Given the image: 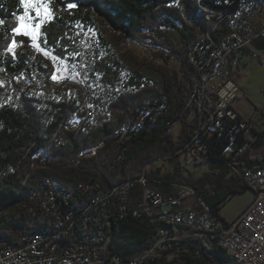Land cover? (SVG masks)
Masks as SVG:
<instances>
[{"label": "trees", "instance_id": "obj_1", "mask_svg": "<svg viewBox=\"0 0 264 264\" xmlns=\"http://www.w3.org/2000/svg\"><path fill=\"white\" fill-rule=\"evenodd\" d=\"M69 2L52 0L55 19L47 26V50L64 55L68 46L70 51H77L81 30L94 28L98 32L96 75L100 73V78L110 83L124 81L127 89L94 122L74 132L66 131L65 126L85 116L81 89L55 85L50 78L52 63L30 47L26 36L15 35L18 43L23 41L15 49V58L5 52L24 7L20 0H0V69L7 77L6 84H0V207L9 209L8 219H0L3 229L16 234L18 228L46 225V218L35 205L50 183L70 190V203L76 207L87 202L89 186H115L138 180L144 173L148 185L163 195L176 194L181 185L193 188L224 220L222 210L227 202L249 190L246 171L263 167L264 158L246 163L226 157L230 139L216 134L209 143L208 156L197 162L199 167L208 165V172L197 177L188 173L183 162L198 127L196 91L202 81L201 70L190 53L197 45L212 53L229 31L226 21L217 27V20L205 24L212 30V43L198 37L188 25V20L198 16L201 0H78L76 7L68 8ZM204 2L219 14H234L242 4V0ZM166 29L180 33L182 47L173 42ZM132 43L151 52L154 76L135 71L126 80L121 77L114 55L132 57L129 50L120 53ZM195 54L199 58L200 52ZM171 61L178 63L177 72L171 70ZM193 116L196 124L190 122ZM177 124L181 131L176 140L172 131ZM256 134L259 140L255 145L260 146L264 134ZM93 149H98L97 154L86 156ZM40 152L47 156V166L52 169L32 172L33 156ZM157 161L169 162L173 170L162 174L155 168ZM23 177H27L26 185ZM114 228L111 247L128 257L145 252L158 233L154 226L132 217L116 218ZM189 241L177 244L190 248L203 244L200 237Z\"/></svg>", "mask_w": 264, "mask_h": 264}, {"label": "built area", "instance_id": "obj_2", "mask_svg": "<svg viewBox=\"0 0 264 264\" xmlns=\"http://www.w3.org/2000/svg\"><path fill=\"white\" fill-rule=\"evenodd\" d=\"M226 21L228 33L215 44L212 53L194 46L191 59L201 70L197 89V131L187 145L183 166L197 165L209 154V143L216 134L227 135L230 148L226 157L239 159L250 148L247 134L250 121L233 106L241 95L235 76L228 73L237 56L250 52L264 65V0H242L234 14L210 8L204 0L196 19L202 35L214 42L205 24ZM215 29V28H214ZM98 32L83 28L78 47V85L53 80L58 86L79 87L85 100V116L64 129L74 132L108 109L127 89L124 81L106 82L96 75ZM60 49V46L57 47ZM199 51V58L195 52ZM236 59V60H235ZM58 76L61 78L62 73ZM78 89V88H77ZM98 149L86 156L93 157ZM52 169L37 166V170ZM245 182L252 193L248 207L233 221L215 215L197 192L177 186L173 195H163L148 185L145 173L138 180L115 186L95 184L87 188L88 200L74 207L72 192L54 182L41 191L35 207L47 218V236L27 234L23 243H8L0 238V264H264V166L251 167ZM27 177H23V183ZM33 209V208H32ZM135 218L154 226L157 237L142 254L128 257L112 249L116 218ZM17 233L20 230H14ZM193 237L203 239L197 248L178 245Z\"/></svg>", "mask_w": 264, "mask_h": 264}, {"label": "rangeland", "instance_id": "obj_3", "mask_svg": "<svg viewBox=\"0 0 264 264\" xmlns=\"http://www.w3.org/2000/svg\"><path fill=\"white\" fill-rule=\"evenodd\" d=\"M52 3V0H51ZM24 7V6H23ZM52 7V4H51ZM25 12V9L23 11V14ZM22 14V15H23ZM34 15V13H33ZM196 18H191L188 20V25L194 30V32L198 35H202L203 28L201 25L197 24L194 20ZM19 24V19H17ZM81 29L83 28L80 26ZM165 32L168 34V36L173 40L174 43H176L178 46H183V40L180 35V33L173 29H166ZM79 47V43H78ZM127 50L130 51L132 54V57L130 58H122L119 57L120 54L114 55V59L116 62H118V68H121L122 70V76L124 80L128 79L131 72L139 71L143 74H150L151 76H154V71L151 69V61H152V55L151 52L148 51L146 48H143L135 43H132L127 48H122L120 51L121 54L125 53ZM157 51V49H155ZM49 52V56L43 57L46 59V61H49L52 63L54 67V71L56 70V65L60 62L57 60H53V55H59L63 57V60L65 62L64 67H66V71H60L62 73V77L59 80H65V81H71L74 84L78 85L79 83V75H78V50L77 51H70L69 47L66 46V53L61 54L58 51L54 49L47 50ZM244 55H250V52H244ZM238 61L241 63L243 62L244 58L242 55H239ZM119 60V61H118ZM245 61V60H244ZM238 62V67L240 66V63ZM247 64L246 69L240 74L243 78L241 84V88L243 89V94L241 91V94L239 99L242 100L241 105L234 104L233 106L236 107L239 113L243 117H245L247 120L250 121V130L247 134L248 140L250 142V148L246 152L245 156L241 160L246 163H250L252 160L257 159H263L264 158V143H262L260 146H256L255 144L259 140V136L256 133L264 134V65L260 62V60L256 56H252L251 58L246 61ZM160 64V62H159ZM243 64V63H242ZM171 70L178 71L179 65L175 61H171L169 64ZM43 68L48 69V64L43 63ZM236 68V71L238 69ZM232 68H229L231 70ZM233 71H228L230 75H232ZM59 73V72H58ZM98 77H101V74L98 73ZM236 78V76H235ZM237 80V79H236ZM0 83L1 85H5L7 82V77L5 74L0 70ZM238 82V80H237ZM239 84V83H238ZM79 89V87H76ZM196 117L193 116L190 119V122L192 124H196ZM199 122V118H197V123ZM181 131V125L177 124L172 134L175 136V139H178V135ZM37 158V159H36ZM37 166H45L47 167V156H45L42 152H40L39 155L33 156V166H32V172H38L33 171L34 167ZM155 168L161 169L162 174H168L173 170L172 164H170L167 161H157L155 163ZM184 168L188 171V173L193 174L195 176H201L204 173L208 172L210 170L209 166H198V165H190V166H184ZM45 170V169H44ZM252 200V193L251 191H247L245 193H240L235 195L231 200L227 202V204L224 206L222 210V216L226 221H233L235 220L250 204Z\"/></svg>", "mask_w": 264, "mask_h": 264}, {"label": "snow or ice", "instance_id": "obj_4", "mask_svg": "<svg viewBox=\"0 0 264 264\" xmlns=\"http://www.w3.org/2000/svg\"><path fill=\"white\" fill-rule=\"evenodd\" d=\"M77 2L78 0H70L67 7H76ZM20 3L24 6L25 12L23 15H19V24L12 29L14 36L11 42L6 46L5 52L10 53L13 58H15L16 47L23 45V41L18 43L15 40V35H23L29 38L30 47L36 49L38 53L42 52L46 57L49 56V52L47 51V26L55 19L51 7V0H20ZM2 23L3 21H0V24ZM52 59L60 63L56 65V70L52 73L50 78L52 80H59L60 77L58 76V72L67 70L66 67H64L65 62L63 57L59 55H53ZM21 78L23 77H17L16 79L19 80Z\"/></svg>", "mask_w": 264, "mask_h": 264}, {"label": "bare ground", "instance_id": "obj_5", "mask_svg": "<svg viewBox=\"0 0 264 264\" xmlns=\"http://www.w3.org/2000/svg\"><path fill=\"white\" fill-rule=\"evenodd\" d=\"M36 169H37V164H36V167H34L33 171H36ZM26 183L27 182H24L23 184L26 185ZM44 191H45V193H47V188L44 189ZM1 208L2 207H0V219L1 218L8 219V213H9L8 210L9 209L7 210V208H4V209H1ZM1 220H3V219H1ZM1 223H0V238H1L2 241H7L8 243H23V241H26V239H27V234L39 235V236H47V218H46V222H45L46 225H43V224L39 225V226H37L38 224L35 225V226L31 225V228L28 227L29 229H25V230L21 229V228H18V230H20V231L18 233H16V234H15V232H14V234H12V232L9 233L8 231H6L5 228L3 229V227L1 226ZM3 223H4V221H3ZM30 224H32V222ZM25 228H27V227H25Z\"/></svg>", "mask_w": 264, "mask_h": 264}, {"label": "crops", "instance_id": "obj_6", "mask_svg": "<svg viewBox=\"0 0 264 264\" xmlns=\"http://www.w3.org/2000/svg\"><path fill=\"white\" fill-rule=\"evenodd\" d=\"M240 55H242L244 58H242V59H243V62H241V63L239 62V63H240V66L238 67L237 71H236L237 66H236V64L234 63V61L232 62V67H229V68H232V69H231V70L228 69V71L235 70V72L233 71L232 75H233V76H236V79L238 80L239 86L241 87L240 82H242L243 78L241 77L240 74L246 69V66H244V65L247 64L246 61H248V59L251 58L252 56H250V55H244V54H240ZM239 58H240V57L237 56V61H238ZM235 60H236V59H235ZM244 60H245V61H244ZM242 63H243V64H242ZM241 91H242V94H243V89H242V88H241ZM242 94H241V95H242ZM241 102H242V100H241V99H238L237 101L234 102V104H239V105H241ZM234 104H233V105H234ZM235 108H236V107H235ZM242 158H243V157H242ZM242 158H240V159H242ZM205 166H208V165H205Z\"/></svg>", "mask_w": 264, "mask_h": 264}]
</instances>
